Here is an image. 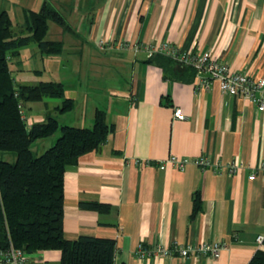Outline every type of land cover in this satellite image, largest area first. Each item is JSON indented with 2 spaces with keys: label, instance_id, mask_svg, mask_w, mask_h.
Masks as SVG:
<instances>
[{
  "label": "crops",
  "instance_id": "1",
  "mask_svg": "<svg viewBox=\"0 0 264 264\" xmlns=\"http://www.w3.org/2000/svg\"><path fill=\"white\" fill-rule=\"evenodd\" d=\"M92 11L84 39L70 30L82 45L70 80L39 79L44 68L32 69L36 82L61 81L73 110L83 94L85 70L77 62L87 54L84 41L97 46V55L88 52L93 58L130 67L121 81L107 87L105 99L89 107L84 101L73 117L77 122L69 123L91 127L95 108H101L112 131L97 150L65 169L64 236L113 238L114 264H246L258 247L256 236L264 234V111L241 95L221 92L215 82L204 88L195 79H165L144 47L168 42L207 52L235 71L264 79V0H97ZM46 56L54 61L58 55ZM53 69L59 77V65ZM174 107L182 109L184 119L174 118ZM58 134L42 140L51 145ZM170 155L189 161L183 169L169 162L160 168L157 162ZM201 155L212 163L197 165L194 159ZM231 163L236 164L233 172L228 171ZM196 194L201 205L192 214ZM79 201L106 203L109 210L81 208ZM214 240L223 244L217 258L174 253L140 259L136 254L138 243L154 249ZM59 260L58 249L28 255V264Z\"/></svg>",
  "mask_w": 264,
  "mask_h": 264
},
{
  "label": "trees",
  "instance_id": "2",
  "mask_svg": "<svg viewBox=\"0 0 264 264\" xmlns=\"http://www.w3.org/2000/svg\"><path fill=\"white\" fill-rule=\"evenodd\" d=\"M24 17L30 33L14 36L10 16L6 10L0 11V151L15 153L14 162L0 158V249L12 245L28 255L58 249L59 264H114L113 238L80 234L68 239L63 230L65 169L76 164L82 154L97 150L112 131V125L101 108H95L91 127L59 124L53 115L31 122L22 117L19 105L23 108L27 101L60 98V103L54 107L59 112L69 111L74 105V101L65 96L61 81L17 83L12 75L10 60L19 56L20 49L31 42L42 55L63 51L62 40L46 39L48 21L63 30H71L62 14L46 1L38 10H26ZM147 60L162 67L165 79H194L192 66L164 54L153 53ZM58 130L51 146L39 154L32 151L33 141L53 137ZM200 205L196 194L192 214ZM79 206L100 212L109 210L108 204L99 201H79ZM246 264H264V242Z\"/></svg>",
  "mask_w": 264,
  "mask_h": 264
},
{
  "label": "rangeland",
  "instance_id": "3",
  "mask_svg": "<svg viewBox=\"0 0 264 264\" xmlns=\"http://www.w3.org/2000/svg\"><path fill=\"white\" fill-rule=\"evenodd\" d=\"M39 3L36 4L37 2ZM0 0V11L6 10L11 18V32L14 36L16 35H27L30 31L27 29V23L25 21L24 12L28 9L38 10L43 0ZM53 7L55 10L60 12L67 24L73 31L80 35L81 39H84L86 32V24L90 22L92 16V9L95 7L97 0H93V5L89 3V6L84 5V0H44ZM48 32L46 39H61L64 43L63 51L57 54L56 60L51 61L50 56L43 55L40 59L38 48L34 42L23 46L20 49V55L12 57L9 62V67L12 75L14 76L17 83H34L42 78L52 79L63 78L66 76V80H70L69 73H71L74 60L78 59L80 40L75 38V35L70 30H63L59 25L53 21H48ZM84 41V40H83ZM84 41L83 45V58L80 63L85 70L84 74L80 75V89L83 94L78 96L76 102V108L66 112H59L55 110L54 106L59 104L61 99L48 97L42 100L47 102L48 107L37 101H27L23 103V109L27 118V122L34 121L41 116L43 119L47 115H53L58 119L59 124H69L77 122L74 119L76 111L83 109L86 103L89 107L93 102L98 101L99 97L105 99L107 95V87L114 86L118 81H121L122 76H125L130 71L129 64L126 67H121L113 61H105L101 58H93L90 56L95 53L97 55V46L93 43ZM100 46H104L102 40L99 43ZM107 47V46H106ZM59 65L61 72L54 73V65ZM43 69L42 76L38 77L33 74L32 69ZM54 70V71H53ZM22 76V77H18ZM18 77V79H17ZM119 77V78H118ZM65 82V81H64ZM68 83V81H66ZM84 88V89H83ZM84 101H87L86 103ZM100 104H103L101 102ZM102 106V105H101ZM75 120V121H74ZM73 124V123H72ZM59 133V130L57 131ZM44 141V142H43ZM47 140L37 139L31 143V149L35 154H39L51 145H46ZM42 144L44 147H42ZM0 158L5 159L9 162H14L15 153L13 151H0Z\"/></svg>",
  "mask_w": 264,
  "mask_h": 264
},
{
  "label": "built area",
  "instance_id": "4",
  "mask_svg": "<svg viewBox=\"0 0 264 264\" xmlns=\"http://www.w3.org/2000/svg\"><path fill=\"white\" fill-rule=\"evenodd\" d=\"M132 47L135 50L140 48L138 44H134ZM144 48L149 53H161L179 63L192 66L195 70L194 79L198 87L209 88L212 83L216 82L221 92L230 95H241L256 105L259 111H264V79L256 80L244 72L235 71L227 63L210 57L207 52L197 53L192 49H181L173 43L148 44ZM19 107L22 117L27 120L21 104ZM173 116L176 119L185 118L180 107L173 108ZM188 161L186 157L170 155L165 161H159L157 164L160 168H163L165 163L169 162L177 168L183 169ZM136 162L149 163L150 161L139 159ZM194 162L201 167L209 166L212 163L207 157L202 155L196 157ZM235 167L236 164L231 163L228 166V171L233 172ZM254 176L255 173L249 175L250 178H254ZM256 242L258 245L264 242V234L257 235ZM222 246V242L218 240L201 241L196 244L174 243L171 248L158 245L154 249L147 248L144 244L138 243L136 254L140 259L148 258L150 255L170 256L174 253L181 257L192 255L195 257L217 258ZM0 264H28V254L22 249L10 245L5 249H0Z\"/></svg>",
  "mask_w": 264,
  "mask_h": 264
}]
</instances>
